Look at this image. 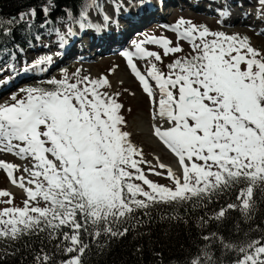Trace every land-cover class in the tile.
<instances>
[{"label":"snow or ice","instance_id":"snow-or-ice-1","mask_svg":"<svg viewBox=\"0 0 264 264\" xmlns=\"http://www.w3.org/2000/svg\"><path fill=\"white\" fill-rule=\"evenodd\" d=\"M257 4L258 18L264 20V0ZM86 16L82 10L75 21L81 29L93 27L83 23ZM167 27L190 44L191 53L169 63L166 73L153 62L162 63L161 55L144 45H158L165 56L183 51L167 37H149L122 55L149 97L152 133L177 157L180 174L159 158L155 165L144 159L123 130L119 93L104 90L110 87L107 77L65 75L48 80L51 88L21 89L23 98L13 95L12 103L0 104V152L30 158L31 167L23 169L27 177L17 176L19 165L0 160L11 184L26 193L24 206L18 207L11 192L0 190V204L8 205L0 208V240L47 233L50 240H60L57 249L75 254L61 264H83L88 244L82 235L123 236L128 229L113 225L154 204L202 202L236 190L240 203L226 208L240 207L251 216L256 197L264 195V53L247 37L212 31L182 17ZM67 35H75L71 27ZM134 57L148 61L146 74ZM51 63V56H43L24 71ZM142 165L157 176L164 174L157 168L166 170L174 187L148 179ZM225 214L221 208L215 218ZM212 238L216 233L203 237ZM219 239L236 254L230 264H264V234L240 243ZM36 261L50 264V257L44 254ZM190 264L215 262L205 250Z\"/></svg>","mask_w":264,"mask_h":264},{"label":"rangeland","instance_id":"rangeland-1","mask_svg":"<svg viewBox=\"0 0 264 264\" xmlns=\"http://www.w3.org/2000/svg\"><path fill=\"white\" fill-rule=\"evenodd\" d=\"M191 1V2H190ZM140 9L145 8V12L141 17H133L134 20H126L120 28H116V24H110V32H106L110 39L106 42V48L97 51L96 45L100 40L96 35V22H101V19L109 13L115 12L116 15L124 13V10L117 11V7L124 4L125 0H104L99 9L93 6L89 13H87L86 20L83 23L86 25H93V27L80 28V25L75 22L71 17L67 16L58 21L55 30L47 31L43 36H38L35 44L25 47L19 52L12 54L9 59L2 60L0 63V104L12 103L11 97L16 95L17 98H23L25 93L21 89L33 87L37 81H48L50 79H63L65 75L72 79L74 74L79 77L88 76L91 78L107 77L110 82V87L104 89L110 94L119 93L116 97L118 102L123 105L121 114L125 118V125L123 130L130 133L132 143L143 152V157L147 161H151L153 165L159 162L164 163L170 167L176 166L174 156L168 149L162 145L154 143L152 132L149 130L151 126V105L149 97L144 93L142 86L138 79L132 73L127 64V58L122 55L124 51H134L135 44L147 40L149 37H167L172 41L171 46H181L183 51L175 54L164 55L163 50L156 44H145L144 47L150 51L159 53L162 57V63L156 62L159 70L167 72V65L177 58L184 57L191 53L190 44L185 40H179L176 33L171 31L167 26L174 25L181 17L185 20L192 21L196 25L207 26L212 31H223L226 34H239L241 37H247L252 47L264 53V24L254 21V14H256L259 5L257 0H193L197 3L195 7L192 6V0H159V4L154 0H137ZM118 3V4H117ZM53 3L50 1L42 8L43 12L49 15ZM161 7L158 9V7ZM207 6L211 8L205 9ZM121 7V6H120ZM47 9V12H45ZM148 11V12H147ZM162 11V12H161ZM227 11L230 14H243L251 23L245 25L244 23L232 24L227 26L224 24V17L220 15L221 12ZM33 9L23 10L19 15L24 14V21L33 22L37 14L31 15ZM237 16V15H235ZM111 18V16L109 17ZM127 18V17H126ZM145 19V20H144ZM22 21V20H21ZM146 21V22H145ZM94 23V24H93ZM255 26V28H252ZM71 27L75 35H79L82 31L88 32V35H83V38L88 39V44L94 42L92 47L87 46L88 58H76L75 54L81 56L78 50L68 49L65 46L68 54L61 57L62 48H60L62 41L60 35H67V29ZM126 29L124 35V29ZM59 30V34L57 33ZM119 30L115 32L114 30ZM263 30V31H262ZM66 33V34H65ZM92 33V34H91ZM111 34V35H110ZM117 35L118 37L113 38ZM124 35L121 39L120 36ZM70 36L69 46L77 48L78 41L82 38L74 39L73 35ZM68 36V37H69ZM81 36V35H79ZM93 38V39H92ZM124 40V41H123ZM115 41V45L113 42ZM120 41V42H119ZM81 43V42H80ZM95 44V45H94ZM97 46V47H96ZM118 46V47H117ZM123 46V47H122ZM94 48V49H93ZM71 50V52L69 51ZM41 54V55H40ZM42 56H51L52 63L50 65H42L37 68H32L30 71L25 72V67H30L37 59ZM138 69L145 73L148 70V61L134 57ZM19 71V72H18ZM34 73V74H33ZM21 76V77H20ZM150 83H153L150 80ZM144 125L147 131H140V125ZM0 160L10 162L20 166V170L16 172L17 176L27 177V173L23 171L25 167H31V160L21 159L16 155L8 152H0ZM148 179L153 182L174 187L172 182L166 178V170L157 168V171L164 173L161 176L154 175L148 172V165H142ZM177 172V171H176ZM139 183V182H137ZM6 172L0 169V190H7L13 194L14 205L23 207V201L26 199V193L15 192L10 187ZM147 190V186H144ZM7 199V198H3ZM8 205L0 204V208L7 207ZM43 206V205H41Z\"/></svg>","mask_w":264,"mask_h":264},{"label":"trees","instance_id":"trees-1","mask_svg":"<svg viewBox=\"0 0 264 264\" xmlns=\"http://www.w3.org/2000/svg\"><path fill=\"white\" fill-rule=\"evenodd\" d=\"M50 1L53 5L47 15L42 8ZM103 1L0 0V62L35 44L38 36L55 30L59 20L69 16L77 21L82 10L89 13L93 6H101ZM27 9L36 11L33 22L20 19L19 14ZM33 87L52 86L47 81H37ZM256 199L251 216L240 207L226 208L229 203H240L236 200V190L221 192L202 202L154 204L147 209H137L125 222L113 225L118 231L128 229L123 236L102 234L92 238L82 235V240L88 244L82 262L190 264L191 259L207 250L215 264H230L236 254L226 251L219 237H223L224 242L240 243L264 234V195H258ZM221 208L226 209V214L217 220L215 216ZM213 233L216 238L203 239L204 236L212 237ZM57 243L60 240H50L47 233L25 235L16 241L0 240V264H37L36 257L44 254L50 257V264H61L75 255L57 249Z\"/></svg>","mask_w":264,"mask_h":264},{"label":"bare ground","instance_id":"bare-ground-1","mask_svg":"<svg viewBox=\"0 0 264 264\" xmlns=\"http://www.w3.org/2000/svg\"><path fill=\"white\" fill-rule=\"evenodd\" d=\"M147 1V0H146ZM151 1H153V0H151ZM155 2H159V0H154ZM167 2L169 1V0H166ZM157 2V3H158ZM118 4V3H117ZM159 4V3H158ZM140 4H138V2H137V0H125V3L124 4H122V5H120V6H118L117 7V11L119 10V11H121V9H123L124 10V13H122V14H119V15H116V13L115 12H113L112 14L111 13H109L108 15H107V17H108V19L106 20L105 19V17H103L102 19H101V22L99 23V22H96V21H94V23H95V28H96V35L98 36V39H106V40H100V41H98V43L96 44V45H99L98 47H97V49L98 50H100V49H102V48H106V45H107V43L108 42H106L107 40H109L110 39V36H107V34H106V32H110L111 33V31L113 30V28H112V30H111V23L112 24H116V28H120V27H122L123 26V24H124V21L125 22H127L126 20H131V18H132V20H134L133 19V17H136V16H138V17H141V15L143 14V11L145 12V8L143 9V8H141L140 9V7L141 6H139ZM159 8H161L160 6L158 7V9ZM207 8H211V7H209V6H207L205 9H207ZM118 11V12H119ZM148 12V11H147ZM162 12V11H161ZM235 15H237V16H235ZM111 16V18H109ZM127 17V18H126ZM254 21L256 22V23H259V22H261L262 24H264V20H261V19H259L258 18V14H257V12H256V14H254ZM145 20V19H144ZM146 22V21H145ZM93 23V24H94ZM240 23H244L245 25H248V24H251L248 20H247V17L245 16V13H243V14H236V13H231V14H229L228 16H224V24L225 25H227V26H231L232 24H240ZM252 28H255V26H253ZM126 29H128V27L127 28H125L124 29V35H125V32H126ZM119 30L120 29H118V30H114L115 32H119ZM263 31V30H262ZM84 35H88V32H81V33H79V35H81V36H79V35H73L74 36V39H79L80 40V38H82V40H80V41H78V43H77V49H78V52L80 51L82 54L81 55H83L84 54V58H88L89 56L87 55V46L88 45H93V43L94 42H90V43H92V44H88V39L87 38H83L84 36H82L83 34ZM66 34V33H65ZM92 34V33H91ZM111 35V34H110ZM124 35H121L120 36V38L122 39L123 38V36ZM69 35H65V39H64V41L62 42L63 43V46H62V48H63V50H62V52H63V55H65V53H66V48H65V46H68V49L70 48L71 50H73L74 48L71 46H69V43H70V36L68 37ZM115 37H118L117 35H115V36H113V38H115ZM93 39V38H92ZM124 41V40H123ZM81 42V43H80ZM115 42V41H114ZM120 42V41H119ZM95 45V44H94ZM112 45V44H111ZM92 47V46H91ZM118 47V46H117ZM94 49V48H93ZM71 50H69L70 52H71ZM76 51V50H75ZM41 55V54H40ZM43 57V56H42ZM19 72V71H18ZM34 74V73H33ZM21 77V76H20ZM153 123H155V121H153L152 120V122H151V126H149L148 128H149V130H150V132H152V124ZM138 125H140V123H138ZM139 129H140V131L142 130L143 132L144 131H147L148 129L147 128H145V126L144 125H140L139 127H138ZM151 140L154 142V143H156V144H159V145H162L164 148H166V146L165 145H163V143L161 142V141H159L158 140V138H156L154 135H153V133H152V138H151ZM167 149V148H166ZM168 151H170V150H168ZM172 155L174 156V161L177 163V165L174 167V166H172L171 168L176 172L177 171V174H180V169H179V166H178V159H177V157H175V155L172 153ZM17 175V174H16ZM10 187H11V189L12 190H14L15 192H24L23 191V189H21V188H19V187H17V186H14V185H12V184H10ZM25 193V192H24Z\"/></svg>","mask_w":264,"mask_h":264}]
</instances>
